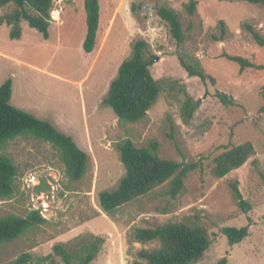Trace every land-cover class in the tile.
Instances as JSON below:
<instances>
[{
	"label": "rangeland",
	"instance_id": "obj_1",
	"mask_svg": "<svg viewBox=\"0 0 264 264\" xmlns=\"http://www.w3.org/2000/svg\"><path fill=\"white\" fill-rule=\"evenodd\" d=\"M98 1L99 26L90 54L82 49L83 0H53L47 40L25 22L18 39H10V26L0 25V86L12 81V106L49 122L88 156L84 177L73 182L48 143L28 136L5 145L1 154L16 167L17 176L13 197L0 199V218L38 211L45 222L1 246L0 264L24 253L32 258L29 264H47L43 259L53 255L55 245L70 251L91 236L104 243L90 264H132L140 251L158 247L156 241L136 243L133 231L174 222L206 230L211 244L195 264L222 258L228 264H264V48L243 26L251 25L264 38V6L193 0L195 13L190 16L184 8L191 0ZM162 6L180 18L185 35L181 47L157 15ZM12 8H0V16ZM220 21L226 27L222 37ZM138 40L150 47L155 59L150 71L162 90L146 118L130 124L119 122L102 100ZM182 54L198 60L214 83L190 77L179 62ZM223 55L242 57L262 69L241 72ZM216 92L232 97L235 105L224 106ZM188 97L199 106L184 124L181 108ZM126 140L137 148L154 141L160 158L196 163L198 168L187 176L176 198L166 194V183L109 217L99 208L98 194L115 189L124 176L117 146ZM246 142L253 145L254 155L224 178H213V159L225 147ZM234 183L251 206L247 214L233 198ZM246 226L247 238L229 246L221 230Z\"/></svg>",
	"mask_w": 264,
	"mask_h": 264
},
{
	"label": "trees",
	"instance_id": "obj_2",
	"mask_svg": "<svg viewBox=\"0 0 264 264\" xmlns=\"http://www.w3.org/2000/svg\"><path fill=\"white\" fill-rule=\"evenodd\" d=\"M239 1L264 6V0ZM7 6L13 8L10 13L0 16V25L4 23L10 26V39L20 38L22 22L36 30L45 40L49 38L53 0H0V8ZM195 6L196 2L191 0L184 9L193 16ZM98 7V0H83L86 35L82 49L85 54H90L95 49L99 26ZM157 15L167 23L172 39L177 47H181L185 42V35L178 14L171 8L162 6L157 9ZM243 26L253 41L264 48V38L251 25ZM219 27L222 37L226 31L223 21H220ZM223 57L235 63L241 72L245 69H262L261 66L254 65L242 57L229 55ZM154 60L148 43L138 40L133 44L131 57L119 66L117 77L111 82L107 95L102 100V105L109 107L119 122L134 124L143 120L156 102L162 89L150 71ZM179 62L190 77H198L214 83V79L205 73L198 60L182 54L179 56ZM11 95L12 81L8 79L0 86V199L13 197L17 176L16 167L1 154V151L8 142L19 137L30 136L48 143L58 151L66 177L73 182L80 181L88 168L87 154L70 136L61 133L49 122L12 106ZM216 97L224 106L235 105L234 99L224 93L216 92ZM198 106V101L190 97L186 98L181 108L184 124H189ZM117 149L125 174L115 189L98 194L99 208L109 217H113L120 207L166 183V194L176 198L184 190L187 176L198 168L196 163L180 164L160 158L158 144L154 141L149 142L146 147L137 148L131 141L126 140L119 144ZM253 155L254 148L250 142L225 147L213 159L210 174L213 178L222 179L230 172L241 168ZM230 188L239 211L244 214L250 212L251 206L242 198L238 184H231ZM44 222L38 211H32L25 217L10 215L0 218V247L19 239L28 230ZM248 231V226L228 227L221 230L229 246L241 243L247 238ZM133 240L139 244L156 241L158 247L140 251L139 260L132 264H195L211 244L204 228L175 222L154 228H136L133 231ZM103 243L102 238L91 236L79 247L70 251L57 244L53 247V255L44 258L43 261L47 264H90L95 260ZM31 260L30 254L24 253L9 264H29ZM214 264H228V262L226 258H222Z\"/></svg>",
	"mask_w": 264,
	"mask_h": 264
},
{
	"label": "crops",
	"instance_id": "obj_3",
	"mask_svg": "<svg viewBox=\"0 0 264 264\" xmlns=\"http://www.w3.org/2000/svg\"><path fill=\"white\" fill-rule=\"evenodd\" d=\"M58 22H59V21H55V20H54V22H52V23H53V24H58ZM20 25H21V24H20ZM50 25H51V24H50ZM7 58L10 59V60H12V61H14V59L11 58V57H7ZM18 63H19V62H18ZM11 96H12V95H11ZM34 117H35V116H34Z\"/></svg>",
	"mask_w": 264,
	"mask_h": 264
},
{
	"label": "water",
	"instance_id": "obj_4",
	"mask_svg": "<svg viewBox=\"0 0 264 264\" xmlns=\"http://www.w3.org/2000/svg\"><path fill=\"white\" fill-rule=\"evenodd\" d=\"M156 59H157V57H156Z\"/></svg>",
	"mask_w": 264,
	"mask_h": 264
}]
</instances>
